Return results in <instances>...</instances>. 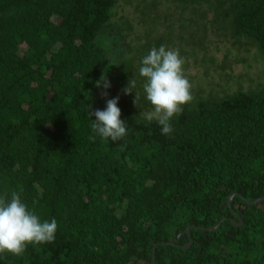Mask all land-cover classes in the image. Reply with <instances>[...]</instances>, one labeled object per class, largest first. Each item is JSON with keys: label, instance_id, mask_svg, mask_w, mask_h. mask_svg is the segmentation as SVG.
I'll return each instance as SVG.
<instances>
[{"label": "trees", "instance_id": "obj_1", "mask_svg": "<svg viewBox=\"0 0 264 264\" xmlns=\"http://www.w3.org/2000/svg\"><path fill=\"white\" fill-rule=\"evenodd\" d=\"M122 1L134 0H0V196L17 191L41 221L58 224L54 241L0 255V264H264V201L244 200L264 198V84L194 92L162 135L140 116L151 104L135 66L167 37V48H192L181 51L187 68L206 50L208 32H198L210 15L264 59V0H172L178 32L168 13H154L159 0H142L150 43L129 48L112 94L98 100L96 81L111 64L100 39ZM189 10L194 19L184 18ZM130 78L137 84L125 94ZM116 97L127 135L105 141L89 114Z\"/></svg>", "mask_w": 264, "mask_h": 264}, {"label": "clouds", "instance_id": "obj_2", "mask_svg": "<svg viewBox=\"0 0 264 264\" xmlns=\"http://www.w3.org/2000/svg\"><path fill=\"white\" fill-rule=\"evenodd\" d=\"M185 61L178 49L164 45L153 47L141 60L139 76L144 79L143 91L152 109L140 113L147 122L155 121L161 126L162 135L173 132L171 120L183 111V106L192 99L191 83L184 75ZM135 78H130L123 89L131 94L136 87ZM96 86L111 87L107 76L103 75ZM102 95L107 96V92ZM140 93L135 92L134 103L138 105ZM119 97L108 99L104 110L90 112L95 116L91 129L102 140L121 141L127 135V124L121 120ZM90 108V106H89ZM95 139L94 137H91ZM122 147V146H121ZM58 229L57 221H41L40 217L29 210L17 191L0 196V255L5 253L21 257L29 245L37 246L54 241Z\"/></svg>", "mask_w": 264, "mask_h": 264}, {"label": "rangeland", "instance_id": "obj_3", "mask_svg": "<svg viewBox=\"0 0 264 264\" xmlns=\"http://www.w3.org/2000/svg\"><path fill=\"white\" fill-rule=\"evenodd\" d=\"M152 1L147 0L145 5ZM142 2V0H134L132 5H129L126 1H122L118 8L115 9L112 25L101 36L100 41L109 50L111 57V64L106 72L107 80L110 84L116 75V69L121 59L134 57L135 54H131L129 48L131 47L134 51H138L150 43L146 39L148 27L144 22L146 16L142 15L144 11V7L141 5ZM157 5L158 10L154 11V13H159L160 16H163L162 18L169 14L174 24V29L176 28L175 31L182 30L181 10L172 3V0H159ZM184 18L194 19V14L189 10L185 13ZM122 20L129 21L134 30L129 32L128 24L123 25ZM188 24H191L190 21ZM205 24L206 28H201L198 34L203 36L204 32H208V41L203 40L206 42L204 43L206 50L198 51L197 57L188 56V67L185 68V63L183 65L184 75L192 85L191 94L202 90L204 94L214 92L219 96H223L225 93H233L239 88L245 91L260 89L264 84V59L259 56L257 49L248 46L240 47L235 39L227 35V32L212 24V15L208 16ZM117 25H120L123 29L117 30ZM183 32L187 35L188 30L186 29ZM127 33H129V36L126 38ZM168 40L165 37L164 40L160 41V45L166 46ZM187 45L186 42L180 43L176 41L175 47L169 46L168 48L178 49L180 56L185 59L181 51L185 50L187 53L192 51V48ZM136 56L138 55L136 54ZM135 66L139 71L141 60L138 57L135 59ZM111 89L112 86L107 89L103 86L99 87L98 100L109 97L112 94ZM105 91L107 96L102 95ZM151 109L152 106H149L144 111Z\"/></svg>", "mask_w": 264, "mask_h": 264}, {"label": "water", "instance_id": "obj_4", "mask_svg": "<svg viewBox=\"0 0 264 264\" xmlns=\"http://www.w3.org/2000/svg\"><path fill=\"white\" fill-rule=\"evenodd\" d=\"M237 196V194L236 193H234V194H232L231 196H230V198H229V200H228V206L230 207L231 206V204H232V202H233V200L235 199V197ZM244 200L249 204V205H251V206H253V205H258V204H260L262 201H264V198H259V199H257L255 202H249L246 198H244ZM223 220L216 226V227H214V228H212V229H210L209 231H212V232H214V231H216V230H218L220 227H221V225L223 224ZM235 224L237 225V226H243L244 225V221L241 219V222L240 223H236L235 222ZM186 233L191 237V235H190V228H187L186 229ZM192 240H190V243L188 244V245H186L185 247H184V249H190L191 247H192ZM153 257H154V260H155V249H154V255H153Z\"/></svg>", "mask_w": 264, "mask_h": 264}]
</instances>
